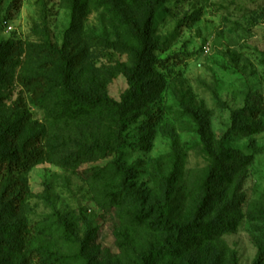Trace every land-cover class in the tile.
<instances>
[{
  "label": "rangeland",
  "instance_id": "374dc122",
  "mask_svg": "<svg viewBox=\"0 0 264 264\" xmlns=\"http://www.w3.org/2000/svg\"><path fill=\"white\" fill-rule=\"evenodd\" d=\"M121 3L122 14L107 0H82L71 26L69 0H3L0 41L22 49L6 105L23 90L19 75L47 68L37 47L63 42L84 53L81 84L119 100L127 88L121 67L131 64L135 45L129 29L140 13L137 0ZM152 36L155 49L143 77L150 102L129 116L121 146L122 161L134 169L128 183L145 207L121 188L113 156H90L78 167L56 162L73 155L80 141L107 139L111 124L56 118L23 91L34 127L53 148L25 176L28 192L14 223L26 230L13 264H143L149 250L169 249V225L192 219L209 163L188 108L201 113L213 150L231 125V111L243 109V128L223 139L235 151L229 175L217 183L219 198L204 218L221 211L232 230L202 237L193 248L178 238L184 245L175 243V252L158 264H228L232 258L252 264L264 247V0H165ZM157 206L168 211V221L153 227Z\"/></svg>",
  "mask_w": 264,
  "mask_h": 264
},
{
  "label": "trees",
  "instance_id": "16d2710c",
  "mask_svg": "<svg viewBox=\"0 0 264 264\" xmlns=\"http://www.w3.org/2000/svg\"><path fill=\"white\" fill-rule=\"evenodd\" d=\"M164 1L137 0L140 13L131 21L129 29L135 45L132 47L131 64L121 67L127 88L119 100L110 97L105 90L98 91L81 84L77 70L84 53L75 50L70 43L63 42L60 46L48 43L37 47V53L47 58L45 64L47 68L38 74L19 75L18 81L23 90L19 91L11 105L7 106L5 100L11 91L12 72L17 63V55L21 54L22 49L10 41H0V264H13V254L15 255L21 248L18 238L26 227L15 224L14 218L21 211L23 200L27 196L25 176L34 165L45 160L47 154L52 152L49 149L53 148L49 142L43 144L45 133L34 127L23 91L29 94L31 103L51 112L56 118L79 119L95 125L111 124V134L107 139L80 141L77 143L74 156L58 157L56 162L78 167L83 159L90 156H113L110 165L116 175L123 176L121 188L132 194L141 209L145 207V200L128 183L134 176V169L122 161L121 146L124 143L122 133L129 116L150 102V91L143 77L151 52L155 49L152 29L156 9ZM2 2L3 0H0V6ZM107 2L118 13L124 12L121 0ZM69 7L70 25L74 26L83 12L82 0H69ZM5 23V19H0V25ZM186 111L197 124L202 152L208 156L209 163L200 183V195L192 219L184 224L169 225L173 230V239L168 243L169 249L149 250L142 256L143 264H158L165 260L175 252V243L184 245L180 238H184L185 244L193 248V244L198 243L202 237L232 230L221 211H218L210 221H204V218L212 204L219 198L217 183L229 175L227 161L235 151L225 147L223 139L234 130L243 128L239 122V114L243 109L231 111V125L222 135L217 150L211 148V140L201 113L193 108ZM174 173V171L171 173L170 179ZM156 213L157 217L150 221V226L167 223L168 211L165 208L157 206ZM139 215L142 217L141 213ZM174 236H177V240ZM182 264L192 262L186 260ZM208 264L217 262L211 260ZM228 264L237 263L232 258ZM252 264H264V247L259 250Z\"/></svg>",
  "mask_w": 264,
  "mask_h": 264
}]
</instances>
